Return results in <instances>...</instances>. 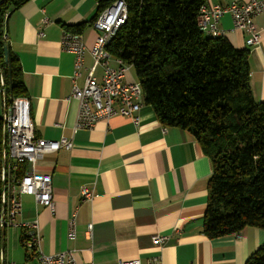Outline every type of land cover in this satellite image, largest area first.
<instances>
[{
    "label": "crops",
    "instance_id": "obj_1",
    "mask_svg": "<svg viewBox=\"0 0 264 264\" xmlns=\"http://www.w3.org/2000/svg\"><path fill=\"white\" fill-rule=\"evenodd\" d=\"M231 2L205 0L204 5ZM96 8L95 0H30L7 19L6 37L20 64L35 136L51 141L64 137L72 147L37 161L35 170L51 177L54 211L30 195L20 196L18 215L4 227V264L37 263L35 256L26 261L25 251H19L20 224L30 223L38 226L42 254L70 251L78 263L138 259L140 264H245L264 242V230L246 227L214 239L202 234L211 168L189 132L163 126L144 105L138 126L114 116L91 129L75 128L78 103L69 96L74 57L62 50L61 35L65 27L83 24L78 34L86 52L76 84L82 86L88 73L100 81L102 67L88 53L99 35L90 23ZM252 22L259 33L256 46L246 45V33L233 28L230 14H223L217 26L234 48L249 51L250 91L260 102L264 12ZM113 59L110 65L115 67ZM129 70L125 81H136ZM81 187L91 191L90 200H81ZM74 211L75 237L68 240ZM154 235L164 237L162 244L152 243Z\"/></svg>",
    "mask_w": 264,
    "mask_h": 264
},
{
    "label": "trees",
    "instance_id": "obj_2",
    "mask_svg": "<svg viewBox=\"0 0 264 264\" xmlns=\"http://www.w3.org/2000/svg\"><path fill=\"white\" fill-rule=\"evenodd\" d=\"M30 0H0V196L2 112L11 100L26 97L22 72L6 37L8 17ZM95 16L114 0H95ZM126 18L106 46L110 57L134 73L143 105L165 127L189 132L210 163L202 234L208 239L237 234L246 227L264 230V101L250 91L249 51L198 26L205 0H123ZM83 24L65 27L79 33ZM3 206L0 201V219ZM5 217L3 219V222ZM0 221V264H4V227ZM20 244L25 260L35 256ZM28 249L31 253H28ZM245 264H264V242Z\"/></svg>",
    "mask_w": 264,
    "mask_h": 264
},
{
    "label": "built area",
    "instance_id": "obj_3",
    "mask_svg": "<svg viewBox=\"0 0 264 264\" xmlns=\"http://www.w3.org/2000/svg\"><path fill=\"white\" fill-rule=\"evenodd\" d=\"M264 12V0H247L239 3L232 0L225 6L213 5L201 7L198 18V26L205 34L217 37L221 36V30L217 24L220 17L228 13L232 18L233 28L246 33V45L256 46L259 43V33L252 20L258 14ZM126 18V8L123 0H114L103 9L93 21L92 25L99 31L93 45L88 50L94 63L102 67L100 81H96L90 73L84 79L83 85L76 84L80 71L83 68V59L86 52L83 40L78 33L63 30L60 45L62 50L73 55V74L71 76L70 97L78 103L76 115V129H91L99 121L107 122L114 116H120L138 126L140 119L138 112L143 106L142 92L137 81H125V75L129 66L119 59L110 57L106 46L116 30L123 24ZM47 21L44 20L43 24ZM113 59L115 67L110 65ZM2 132L4 135V149L2 159L6 162L1 172V179L15 170L16 166L25 165L24 173L15 177L9 175L7 182L3 184L0 201L3 206V219L5 224L12 225L20 211V196L30 195L36 204L49 211H54V202L51 191V177L48 173L35 170L37 161L44 155L55 153L60 149L69 151L72 142L67 138L56 141L45 140L36 137L33 125L29 117V102L26 97H18L11 100L2 112ZM81 200H90L92 193L85 187L80 189ZM76 212L68 219V240L75 237ZM3 222V223H4ZM25 230V246L35 250L36 264H92L78 263L72 252L62 251L55 255H44L39 251L40 236L36 223L20 224ZM91 225L87 226L90 233ZM152 243L160 245L164 237L154 235ZM118 264H140L138 259L120 261Z\"/></svg>",
    "mask_w": 264,
    "mask_h": 264
},
{
    "label": "rangeland",
    "instance_id": "obj_4",
    "mask_svg": "<svg viewBox=\"0 0 264 264\" xmlns=\"http://www.w3.org/2000/svg\"><path fill=\"white\" fill-rule=\"evenodd\" d=\"M112 64V63H111ZM130 73L131 74H133V70L130 68ZM134 76V75H133ZM19 251L22 253V255H23V253H24V248L23 247H21V246H19ZM28 253H31V250L30 249H28Z\"/></svg>",
    "mask_w": 264,
    "mask_h": 264
},
{
    "label": "water",
    "instance_id": "obj_5",
    "mask_svg": "<svg viewBox=\"0 0 264 264\" xmlns=\"http://www.w3.org/2000/svg\"><path fill=\"white\" fill-rule=\"evenodd\" d=\"M3 147H4V138H3ZM3 168H4V165H3ZM0 221H1V227H2V226H3V214H2V216H1ZM2 235H3V234H2Z\"/></svg>",
    "mask_w": 264,
    "mask_h": 264
}]
</instances>
